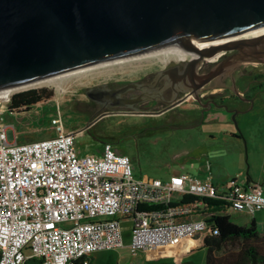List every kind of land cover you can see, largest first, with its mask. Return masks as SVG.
Instances as JSON below:
<instances>
[{"label":"built area","instance_id":"1","mask_svg":"<svg viewBox=\"0 0 264 264\" xmlns=\"http://www.w3.org/2000/svg\"><path fill=\"white\" fill-rule=\"evenodd\" d=\"M20 91L0 89V264H24L32 256L40 259L36 264H70L82 255L121 248L124 217L133 221L134 256L208 234L216 213L204 212V198L220 201L224 214L264 210L258 183L230 178L216 184L211 172L166 181L137 177L131 157L110 142L101 154L80 155L77 132L66 130L60 110L51 118L54 136L12 142L5 115ZM176 193L196 200L175 203ZM154 203L161 206L140 208Z\"/></svg>","mask_w":264,"mask_h":264},{"label":"water","instance_id":"2","mask_svg":"<svg viewBox=\"0 0 264 264\" xmlns=\"http://www.w3.org/2000/svg\"><path fill=\"white\" fill-rule=\"evenodd\" d=\"M260 27L264 0H0V89L172 45L193 52L196 61L236 51L206 76L207 82L241 64H264V33L234 38ZM192 82L196 88L186 98L200 100L202 83ZM131 87L143 88L138 82L126 86ZM88 93L101 100L98 90ZM234 112L237 124L239 111Z\"/></svg>","mask_w":264,"mask_h":264},{"label":"rangeland","instance_id":"3","mask_svg":"<svg viewBox=\"0 0 264 264\" xmlns=\"http://www.w3.org/2000/svg\"><path fill=\"white\" fill-rule=\"evenodd\" d=\"M161 63L156 58L128 59L71 75L63 82L62 90L54 84H41L21 90L45 88L53 91V96L33 105L29 111L21 109L18 113H7L6 123L13 126L16 142H31L56 134L51 126V118L60 110L66 130L81 131L88 125L89 118L72 110L71 105L74 99L86 97L87 87L116 78H136L142 70L158 67ZM250 64L264 71L263 64ZM236 120L237 124L232 121L226 125L227 128H211L216 132V137H211L208 132L210 129L191 135L172 132L149 134L125 127L121 117L107 115L82 130L76 137V145L84 153L101 154L104 144L112 143L117 152L131 157L137 177L164 178L170 172L182 170L198 174L202 166H206L208 173L212 172L218 183L228 178H238L244 182L247 175L264 182V113L258 115L253 108L240 114ZM232 130L238 136H233ZM232 220L244 225L252 220V216L234 212ZM132 226L130 217L123 218L124 246L99 250L96 253L97 264H132V261L135 264H206V248H199L188 257L178 258L174 252L176 243L140 250L134 256L128 243ZM202 243L204 236L198 235L195 245ZM239 247L238 243H231L218 254L224 255Z\"/></svg>","mask_w":264,"mask_h":264},{"label":"flooded vegetation","instance_id":"4","mask_svg":"<svg viewBox=\"0 0 264 264\" xmlns=\"http://www.w3.org/2000/svg\"><path fill=\"white\" fill-rule=\"evenodd\" d=\"M235 52L202 55L200 61H196L193 52L185 51L161 60L158 67L142 70L136 78H116L87 87L86 97L74 99L71 109L79 115H87L89 122L100 115L121 117L125 127L149 134L191 135L224 127L226 121H233L235 109L239 111L237 118L248 110L252 100L264 98V71L250 63L203 81L221 61ZM193 79L202 83L197 89L200 100L186 98L196 88ZM131 82H138L143 88H126ZM91 90L94 95L98 90L101 100L92 98L88 93ZM113 90L121 91L115 95Z\"/></svg>","mask_w":264,"mask_h":264},{"label":"trees","instance_id":"5","mask_svg":"<svg viewBox=\"0 0 264 264\" xmlns=\"http://www.w3.org/2000/svg\"><path fill=\"white\" fill-rule=\"evenodd\" d=\"M53 96V91L45 88L29 89L18 92L14 95L10 104V112H18L21 109H30L33 105L42 102ZM196 200L192 195H185L181 202ZM198 200V199H197ZM176 203V202H175ZM161 204H146L140 208L155 209ZM204 212L216 214L210 219L214 228L204 237L206 247V264H264V231L261 230L255 220L249 224L240 225L232 220V214L221 213L224 205L215 199L204 198ZM219 212V213H217ZM196 237H189L176 244L175 253L177 256H185L198 247L192 244ZM238 243L239 249L219 255L228 244ZM40 259L28 257L24 264H36ZM70 264H93L89 255H82L72 259Z\"/></svg>","mask_w":264,"mask_h":264},{"label":"crops","instance_id":"6","mask_svg":"<svg viewBox=\"0 0 264 264\" xmlns=\"http://www.w3.org/2000/svg\"><path fill=\"white\" fill-rule=\"evenodd\" d=\"M255 109L256 111H257V113H258V115H262L263 113H264V98H259V99H256L255 100V102L253 103V106H252V104L250 105V107H249V109L248 110H250V109ZM8 113H13V112H8ZM15 113H18V112H15ZM7 114V113H6ZM227 120V119H226ZM5 122H6V119H5ZM230 123V121H226V125H228ZM7 124V123H6ZM10 124H8V126H9ZM10 135H11V140H12V142H15L16 141V139H14V137H15V131H14V129H12V125H10ZM226 128H227V126H225ZM82 131V130H81ZM81 131H77V135L79 134V133H81ZM209 134L211 135V137H216V132H214L212 129H210L209 131ZM232 134H233V136H238V135H236V132H234L233 130H232ZM77 135H76V137H77ZM78 151H79V154L80 155H85V154H94V153H91V152H83V151H81V150H79L78 149ZM95 154H97V153H95ZM210 171H212V167L210 168ZM201 172V173H200ZM200 172L198 173V174H193L192 172H189V171H184V170H182V171H178V172H170L166 177H158V178H160V179H162V180H164V181H166V180H169L170 179V177L172 176V175H176V174H183V173H189V174H191V175H195V176H198V177H202V178H204V177H206L207 175H208V168L206 167V166H202V170H200ZM212 173V172H211ZM142 176H144V175H142ZM212 178H213V181H214V183H216V184H218V182H215V180H214V174L212 173ZM229 179V178H228ZM227 179H223L221 182H219V183H222V182H224V181H226ZM244 183L245 184H247V185H250V184H254V183H258V184H260V185H262L263 186V188H264V182H263V180H257V179H255V176H253V175H247V178L245 179V181H244ZM185 197V195L184 194H180V193H176L175 195H174V201L175 202H181V200L183 199ZM242 214H245V213H242ZM232 215H233V213H232ZM245 215H247V216H252V220H255V222H256V224H257V226L261 229V230H263L264 231V210H259V211H257L255 214H253V215H248V214H245ZM125 218V217H124ZM251 220V221H252ZM251 221H249L248 223H246V224H249ZM123 223V218H121V224ZM245 225V224H244ZM122 229H123V227H122ZM123 235H124V230H123ZM202 237L204 236H206L207 234L206 233H202V234H200ZM124 241H125V238H124ZM195 241H196V238H195V240L192 242V244L193 245H195ZM130 242H131V231H130V234H129V244H130ZM196 246V245H195ZM175 247H176V245H175ZM196 247H198L197 249H199V248H206L205 246H204V243H202V244H199L198 246H196ZM196 249V250H197ZM195 250V251H196ZM195 251H193L192 253H194ZM98 252V251H97ZM97 252H94V253H92L91 255H89L90 257H91V260H92V263L93 264H97V255H96V253ZM174 252H175V250H174ZM192 253H190V254H188V255H185V256H177L176 255V253H175V255L178 257V258H185V257H188V256H190ZM205 260H206V258H205ZM118 264H120V262L118 263ZM132 264H135V261H132ZM192 264V263H191Z\"/></svg>","mask_w":264,"mask_h":264},{"label":"bare ground","instance_id":"7","mask_svg":"<svg viewBox=\"0 0 264 264\" xmlns=\"http://www.w3.org/2000/svg\"><path fill=\"white\" fill-rule=\"evenodd\" d=\"M262 33H264V27H260V28H257V29H253V30H250V31H247V32H243V33L237 34V35L234 36V38L252 37V36H255V35L262 34ZM184 52H185V50H183L181 47H179L177 45H172V46H168V47H165V48H161V49L149 52L147 54H144L141 57L149 58V59L150 58H156L157 60L159 59V60L166 61L169 58H171L173 56L181 55ZM123 61H125V60L109 62V63H103V64H100V65H96V66H92V67H88V68H83V69L76 70V71H73V72H70V73H66V74L50 77V78H47V79H44V80H41V81H37V82H33V83H30V84H27V85L16 87V89L17 90H24V89H28V88H31V87H34V86H39L41 84H54V85L58 86L60 90H62L63 82L65 80H67L71 75H78V74H81V73H85L87 71L94 70V69H96L99 66H106V65H109V64H113V63H116V62H123Z\"/></svg>","mask_w":264,"mask_h":264}]
</instances>
